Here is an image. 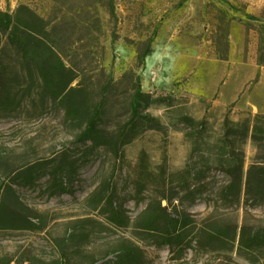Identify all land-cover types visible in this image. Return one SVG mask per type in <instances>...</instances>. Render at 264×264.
I'll list each match as a JSON object with an SVG mask.
<instances>
[{
    "label": "rangeland",
    "instance_id": "1",
    "mask_svg": "<svg viewBox=\"0 0 264 264\" xmlns=\"http://www.w3.org/2000/svg\"><path fill=\"white\" fill-rule=\"evenodd\" d=\"M108 3L0 0L1 10L14 12L27 4L45 17L63 6L74 32L65 59L86 70L88 92L115 83L110 92L95 96L106 108L104 128L117 130L130 119L137 76L152 95L145 112L153 118L128 135L117 157L105 147L79 142L82 128L59 104L25 99L16 111L1 115L0 201L40 217L46 229L0 228V261L31 264L28 259L34 258L33 264H43L59 256L57 243L74 238L67 251L70 264L94 259L111 264L116 244L127 240L145 249L143 264H264V254L251 257L237 246L205 251L193 241L171 250L135 230L142 212L159 201H173L170 210L178 205L198 223L212 216V221L264 226V202L245 193L239 201L222 198L221 192L231 181L222 164L230 140L246 168L264 157V146L251 139L245 125L250 112L264 114V0H112L114 11ZM149 42L153 51L140 65L138 53ZM23 80L15 76L17 91ZM61 162L77 169L75 190L50 196L45 172ZM29 167L35 175L43 173L32 184L24 172ZM104 182L115 189V201L124 202L130 226L86 221L89 216L105 221L87 202L98 201L92 195Z\"/></svg>",
    "mask_w": 264,
    "mask_h": 264
},
{
    "label": "trees",
    "instance_id": "2",
    "mask_svg": "<svg viewBox=\"0 0 264 264\" xmlns=\"http://www.w3.org/2000/svg\"><path fill=\"white\" fill-rule=\"evenodd\" d=\"M111 1L109 0L108 5L114 11ZM67 15L63 6L50 17L43 16L27 4H20L14 12L0 9V33L5 38L4 43H0V116L16 111L25 99L44 105L59 104L64 109L66 118L82 128L78 135L79 142H90L93 149L105 147L119 157L122 146L128 142V135H131L141 122L153 120L151 115L145 112L152 95L144 91L141 78L137 76L135 91L130 100V119L117 130L104 128L102 123L106 108L101 101L95 100V96L110 92L115 83L110 81L100 90L88 92L84 84L86 70L65 59L73 48L71 38L74 34L68 27ZM250 18L257 19L252 15ZM152 51L151 42L139 51L140 65ZM127 75L128 73L125 77ZM15 76L24 78L20 92L13 84ZM78 79V83L74 84ZM249 118L245 120V125L250 137L260 143L259 147H263L264 114L250 112ZM226 126L230 135L233 126L228 118ZM229 142V158L224 159L222 164L223 170L231 176V181L222 189V198L232 197L239 201L245 193L257 203L264 202V157H257V160H253L246 168L242 153L234 148V140ZM71 165L61 162L53 171L45 172L50 176V196L74 192L77 169ZM33 168L29 167L24 171L28 184L34 183L43 175H35ZM115 193L109 182H104L98 187L92 195L98 197V201L87 202L90 211L103 214L105 221L101 223L92 216L86 221H92L94 224L98 222L110 228L130 226L131 217L127 214L124 202L115 201ZM172 204L173 201H168L166 205L159 201L157 206L153 203L147 206L135 226L141 238H149L157 246H170L171 250L188 248L196 241L197 246L205 251L228 252L237 246L241 253L251 257L264 254V226L212 221V216L198 223L185 210L178 209V205H173L170 210ZM34 217L21 213L8 201H0L1 229H46V223L40 217H35L37 221H34ZM73 239L57 243L61 248L59 256L49 262L44 261L43 264H70L71 259L67 251L72 246ZM113 252L115 257L109 260L111 264L144 262L145 249L135 241H121L116 244ZM28 260L33 264L34 258ZM13 261L15 260L0 261V264H11ZM90 264L106 263L94 259Z\"/></svg>",
    "mask_w": 264,
    "mask_h": 264
}]
</instances>
